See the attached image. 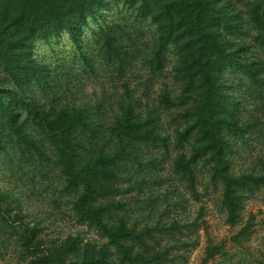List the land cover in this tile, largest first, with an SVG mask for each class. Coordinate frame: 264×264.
Wrapping results in <instances>:
<instances>
[{"label":"trees","instance_id":"trees-1","mask_svg":"<svg viewBox=\"0 0 264 264\" xmlns=\"http://www.w3.org/2000/svg\"><path fill=\"white\" fill-rule=\"evenodd\" d=\"M195 252L264 264V0H0V264Z\"/></svg>","mask_w":264,"mask_h":264},{"label":"rangeland","instance_id":"rangeland-1","mask_svg":"<svg viewBox=\"0 0 264 264\" xmlns=\"http://www.w3.org/2000/svg\"><path fill=\"white\" fill-rule=\"evenodd\" d=\"M49 49L43 45V44H40L38 45V51H37V54H38V58L39 59H44V58H48V60H50V50L48 51ZM57 50L59 51H64L63 47L61 45H59L57 47ZM65 50H68V47L66 46L65 47ZM86 91H91V88L89 86H87V89ZM210 224H211V229H210V232L212 235H219L221 236L222 234L226 233V230L225 228H223V226L221 225V216L219 214H211L210 216ZM62 227H63V231L64 232H67V230L70 228V225L69 224H62ZM87 238L88 239H91L93 238L94 239V234L93 233H87L86 234ZM199 252H195L192 256H191V260H190V264H197V258H198V254Z\"/></svg>","mask_w":264,"mask_h":264}]
</instances>
